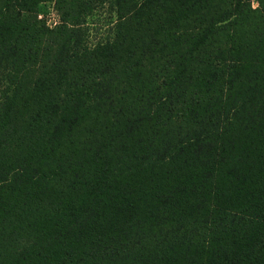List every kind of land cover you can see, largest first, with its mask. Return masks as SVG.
Instances as JSON below:
<instances>
[{
	"label": "trees",
	"instance_id": "1",
	"mask_svg": "<svg viewBox=\"0 0 264 264\" xmlns=\"http://www.w3.org/2000/svg\"><path fill=\"white\" fill-rule=\"evenodd\" d=\"M0 264H264V0H0Z\"/></svg>",
	"mask_w": 264,
	"mask_h": 264
},
{
	"label": "rangeland",
	"instance_id": "2",
	"mask_svg": "<svg viewBox=\"0 0 264 264\" xmlns=\"http://www.w3.org/2000/svg\"><path fill=\"white\" fill-rule=\"evenodd\" d=\"M254 6H257L256 3H254ZM37 12L38 15L43 17V19L57 15L54 2L42 3L38 7ZM115 21L116 16L109 13L106 9H99L95 12L87 20V26L89 28L87 44L93 46L98 42L106 40Z\"/></svg>",
	"mask_w": 264,
	"mask_h": 264
},
{
	"label": "built area",
	"instance_id": "3",
	"mask_svg": "<svg viewBox=\"0 0 264 264\" xmlns=\"http://www.w3.org/2000/svg\"><path fill=\"white\" fill-rule=\"evenodd\" d=\"M39 19H43V17L41 15H39L38 17ZM45 21L47 22V25L49 27H53L56 26L59 23V16L58 15H54L53 17H49L47 19H45Z\"/></svg>",
	"mask_w": 264,
	"mask_h": 264
}]
</instances>
